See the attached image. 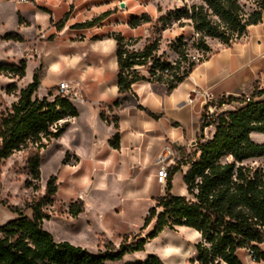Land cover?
Here are the masks:
<instances>
[{"label": "trees", "instance_id": "16d2710c", "mask_svg": "<svg viewBox=\"0 0 264 264\" xmlns=\"http://www.w3.org/2000/svg\"><path fill=\"white\" fill-rule=\"evenodd\" d=\"M34 2L35 0H25ZM86 25L93 27L107 17ZM264 0H191L178 10L161 16L156 24L170 25L182 20L193 26L198 38L195 48L208 54L211 49L207 39H214L230 48L246 36L252 26L263 22ZM65 18L57 25L60 32ZM21 25L25 20L19 15ZM136 25L150 23L151 18L143 14L134 18ZM164 30V29H163ZM117 46V84L120 95L133 91L139 82L165 84L167 90H175L187 80L194 69L209 57L190 61L187 45L183 37L172 46L178 55L174 63L157 56L159 40L148 43L143 49H131V44L122 33L108 36ZM2 40L25 43V38L17 32L6 34ZM141 69H146L147 75ZM9 74L23 79L27 75L26 61L17 64H1L0 75ZM41 87L40 71L33 74L31 83L19 91L16 83L6 89L8 95L19 91L18 101L0 112V166L15 153L24 152L27 189L40 190L42 152L53 140L62 136L69 126V119L79 115L71 97L54 95L50 89L39 98L36 94ZM264 90L255 89L250 96H223L213 106L217 111L211 117L206 114V106L200 122L201 134L195 151L187 163L189 170L183 181L188 196L172 194L173 178L181 164L170 167L164 196L157 198L149 210L141 232L153 226L145 236L141 233L125 235L119 247L111 241H104L105 251L91 253L87 249L69 242L57 243L51 233L43 229L44 221L50 220L46 212L53 205L58 192L56 176L47 181L45 195L27 202L24 209L3 204L18 215L0 226V264H108L121 262L128 254L145 251L149 241L157 238L164 230L187 227L197 231L201 240L195 245L197 257L192 264H243L237 252L248 249L256 262L264 261V166L245 164L252 158L264 157V143L252 140V133L264 135ZM53 97V99H49ZM2 97L0 95V103ZM242 106L232 111L223 107L231 103ZM121 101L113 103L120 107ZM112 109V106H111ZM142 110H145L141 108ZM146 112L154 118L157 115ZM101 118L106 119L105 113ZM116 134L110 143L120 148L119 119L114 118ZM213 129L209 138L205 130ZM211 132V131H210ZM66 155L64 161L67 160ZM185 162V164H186ZM1 176V171H0ZM27 211H31L28 216ZM85 212L84 202L79 200L69 207V214L77 217ZM127 264H165L163 260L150 254L146 260Z\"/></svg>", "mask_w": 264, "mask_h": 264}, {"label": "crops", "instance_id": "0c3cea01", "mask_svg": "<svg viewBox=\"0 0 264 264\" xmlns=\"http://www.w3.org/2000/svg\"><path fill=\"white\" fill-rule=\"evenodd\" d=\"M27 2L0 0V25L4 27L6 23L2 5L12 4L16 8L15 27L27 41L25 45L35 43L36 49H43V45H46L43 41L45 29H39L37 21H33L34 29H25V24L19 22V15L25 20L21 8H25ZM33 15L35 18L38 16L35 12ZM263 22L252 26L256 28L252 29L254 34L250 41L256 47L254 55L242 57L235 53V49H244L248 43L222 49L199 64L187 80L170 92L165 84L139 82L133 85L131 93L120 95L117 84V46L108 37L106 41L94 44L95 49L92 50L95 52L87 54V59L90 58L88 56H94L90 58L92 64L87 62L79 71H63L60 75L51 71L52 64L48 63L46 71L53 85L44 86V76H40V88L44 89L40 98L45 96L48 89L56 86L58 78L62 79L61 82L72 83L79 94V98L71 100L79 115L68 120L66 131L42 153L43 164L51 145H58L61 149L60 169L57 175L52 176H56L58 181L55 200L62 205L63 214L54 220L70 221L71 228L67 239L48 230L57 243L69 242L89 249L87 242L95 246L100 237L119 247L123 236L139 233L145 236L152 230L153 226H150L141 232L149 210L156 204L155 200L166 192V182L158 180L157 160L167 143L172 144L178 154L177 163L181 164L173 178L172 194L188 196L183 177L190 168L186 161L195 151L201 134L200 122L205 104L201 97L192 105L187 103V99L196 87L210 91L216 97L253 94L257 80L254 77L255 64L264 61ZM5 29L0 28V34L12 33ZM61 37L58 34L55 41H60ZM241 72H245L244 75L240 76ZM117 100L121 101V105L114 108L113 103ZM146 110L158 118L152 117ZM102 112L105 113L104 120L101 118ZM115 117L119 119V149L110 143L116 134ZM262 135L256 143L264 142ZM66 155L68 157L64 161ZM79 200L84 202L85 212L74 218L69 214V207ZM16 218L17 214L8 212V220L4 224ZM184 228L164 230L148 242L145 251L128 254L122 262L134 257L124 264L144 261L150 254H155L167 264L164 259H168L173 250L180 253L187 243V240L179 237L181 232H187L196 242L189 246L190 255L184 253L175 264H186L187 259H196L195 245L201 236L193 229ZM158 240H161L160 245L156 244ZM154 244V248L149 249ZM259 247L264 251V244ZM167 249L171 251L168 253L165 251ZM237 254L243 264H264V261H254L248 249H241Z\"/></svg>", "mask_w": 264, "mask_h": 264}, {"label": "rangeland", "instance_id": "374dc122", "mask_svg": "<svg viewBox=\"0 0 264 264\" xmlns=\"http://www.w3.org/2000/svg\"><path fill=\"white\" fill-rule=\"evenodd\" d=\"M191 3V0H35L34 2H27L25 8H21L25 15V29H34L33 21H37L39 29H45V39L43 40L46 45L43 49H36V44L25 45V43H16L12 41H4L2 38L4 34H0V65L1 64H17L26 61L27 75L23 79L13 77L9 74L0 75V95L2 101L0 103V112L10 108L12 104L18 101L19 91L31 83L35 70L40 71V76H44V86L53 85L50 80L49 72L46 71L48 63L52 64L51 71H56L61 75L63 71H79L85 67V64L93 62V55L87 59V54L92 53L95 49L94 44L99 41H106L107 37L114 33H122L127 41L131 44V49L141 50L148 43L159 40L158 57L167 60L169 63H174L179 57L173 51L172 46L178 42V39L183 37V42L187 45V53L190 61L198 62L199 59H205L207 56L211 57L222 49L228 48L218 40L207 39V43L211 52L205 54L198 51L194 46V42L198 38L194 28L189 22L182 20L180 22H173L170 25L164 26L163 24H156L161 16L167 15L171 11L181 9L185 3ZM26 3V2H25ZM3 17L6 20L4 27L7 32L21 33L16 27V8L12 4H4ZM37 13L35 18L33 13ZM104 13L109 15L102 20H99L95 26L86 27L89 23L99 19ZM143 14H147L151 18L150 23H141L136 25L137 22H132L134 18H140ZM35 18V20H34ZM65 20V25L60 32L57 31V25ZM264 21V17H263ZM262 27L264 28V22ZM164 29V30H163ZM256 29L250 27L246 36L243 37L236 45H244V49L237 48L235 53L244 57H251L256 52L255 45L250 42L251 37ZM4 30V29H3ZM26 36H29L26 33ZM62 37L60 41H55L57 35ZM25 42H27L25 40ZM30 42H33L32 40ZM250 42V43H249ZM109 50V48H107ZM95 52V51H94ZM241 53V54H240ZM254 77L257 79L254 88L260 90L264 86V61L262 63L256 62ZM141 71L147 75L146 69ZM245 72H241L244 75ZM62 79L58 78L56 86L51 89H56L54 95H58L59 84ZM12 83H16L19 91L15 94L8 95L6 89ZM72 86L73 84L70 83ZM50 90V89H48ZM44 93V89L40 88L36 94L39 98ZM47 93L45 94V96ZM264 98V96H263ZM53 99V97H49ZM242 105L233 102L230 105L223 107L224 111H232L238 109ZM211 131V132H209ZM214 130H205L207 133L212 134ZM264 138V135H262ZM252 140H260V134L254 133ZM264 143V142H263ZM58 145H51L45 155L44 163L41 164V184L40 190L34 191L27 189L25 182L29 178L26 173L25 153L17 152L2 166H0V225L8 220V212L12 213L7 206L3 203L7 202L9 205L24 209L27 202H31L34 198H39L45 195V188L47 181L52 175H57L61 165V154ZM43 153V152H42ZM251 166H264V157L252 158L245 162ZM46 212L50 215V220L44 221V230L49 229L60 234L65 239L69 238V228H71L70 221H60L57 217L63 214L62 205L56 200L53 205L48 206ZM28 216H31V211H27ZM54 220V221H52ZM75 223V222H74ZM184 229L191 230L185 227ZM179 237L187 240L185 247L182 251L173 250L168 259H164L167 264H175L178 262L181 255L187 253L190 255V245L196 242V239L189 236L187 232H181ZM177 240V239H176ZM67 241V240H65ZM105 240L98 237V243L91 246V242H87V249L91 253H99L105 251L103 242ZM161 240L156 244L160 245ZM151 245L149 249L154 248L156 245ZM187 248V249H186ZM166 251V250H165ZM171 251V250H170ZM169 253V250L167 251ZM134 258H126L123 262L108 263V264H124L126 261ZM186 264H192L189 259Z\"/></svg>", "mask_w": 264, "mask_h": 264}, {"label": "built area", "instance_id": "2783aa9c", "mask_svg": "<svg viewBox=\"0 0 264 264\" xmlns=\"http://www.w3.org/2000/svg\"><path fill=\"white\" fill-rule=\"evenodd\" d=\"M260 90H264V86H262ZM58 95H62L64 97L68 96V97H71V99L79 98L77 89L72 87L70 83L66 81H63L59 84ZM199 97L202 98V102L205 104L204 106H206V114L208 115V117H211L212 115H214L215 112L217 111V107L213 106L212 103H214L220 97H216L210 91H205V90H202L196 87L189 95L187 99V103L189 105H192L196 101V99ZM206 130H209V129H206ZM209 136H210V133H207V135H205L206 138H209ZM177 160H178L177 152L175 151L171 143H167L162 149L160 156L157 160V165L159 168L158 169V180L160 182L167 181L169 169L170 167H172L173 165L177 163ZM249 254L252 256L251 251H249Z\"/></svg>", "mask_w": 264, "mask_h": 264}, {"label": "bare ground", "instance_id": "6f19581e", "mask_svg": "<svg viewBox=\"0 0 264 264\" xmlns=\"http://www.w3.org/2000/svg\"><path fill=\"white\" fill-rule=\"evenodd\" d=\"M167 251V250H166ZM169 252H170V250H169Z\"/></svg>", "mask_w": 264, "mask_h": 264}]
</instances>
